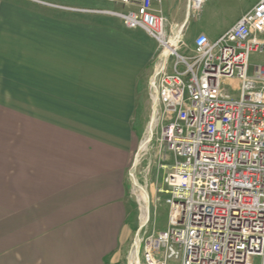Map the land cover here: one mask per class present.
Returning a JSON list of instances; mask_svg holds the SVG:
<instances>
[{"label": "crops", "instance_id": "obj_1", "mask_svg": "<svg viewBox=\"0 0 264 264\" xmlns=\"http://www.w3.org/2000/svg\"><path fill=\"white\" fill-rule=\"evenodd\" d=\"M130 1L0 0V85L8 87L0 88V264H119L129 236L128 146L122 141H34L31 118L26 141H2V131L16 128L11 122L19 113L43 114L51 132L67 112L90 114L91 124L124 128L157 69L156 41L103 14L134 10L137 0ZM153 6L165 17L169 35L182 31L192 16L188 0H160ZM251 6L240 9L214 40ZM196 16L192 32L207 36L195 26ZM77 39L89 44L84 77L82 60L75 66L77 58L70 54L75 49L66 48ZM102 41L109 45L105 52L98 49ZM128 54L137 61L124 59ZM19 80L25 92L12 88Z\"/></svg>", "mask_w": 264, "mask_h": 264}, {"label": "built area", "instance_id": "obj_2", "mask_svg": "<svg viewBox=\"0 0 264 264\" xmlns=\"http://www.w3.org/2000/svg\"><path fill=\"white\" fill-rule=\"evenodd\" d=\"M207 1L188 0L189 12ZM248 1L216 40L197 35L191 56L178 53L180 30L166 35L153 6L160 0L106 12L163 49L149 87L173 156L164 179L168 224L140 245L142 264H264V64L250 71L249 63L264 50V0Z\"/></svg>", "mask_w": 264, "mask_h": 264}, {"label": "rangeland", "instance_id": "obj_3", "mask_svg": "<svg viewBox=\"0 0 264 264\" xmlns=\"http://www.w3.org/2000/svg\"><path fill=\"white\" fill-rule=\"evenodd\" d=\"M250 2L252 1L209 0L204 3L197 13H191L189 24L182 29L178 53L182 56L193 55L192 44L196 34L192 32L191 26L195 20L194 15H197L195 26L199 29H205L209 39L214 40L220 31L234 22L240 9L248 7ZM84 4L85 1L81 5L85 6ZM103 14L113 16L108 13ZM119 23L122 24L120 20ZM166 30H168V23L165 26V33ZM166 35L171 36L168 33ZM152 43L154 45L153 60L158 68L163 63V49L157 42ZM72 45H66V48L72 47L75 49V51L71 49L70 52V54L74 53L73 56L77 58V63L76 61L74 62L75 66L80 65L82 60L83 70H81V77H84L86 76L84 72L86 50L89 48V44L84 40L81 43L77 39V42H73ZM98 49L105 52L109 49V45L106 41H102ZM129 52L134 54L133 51ZM132 54H128L124 59L137 61V56L132 59ZM249 63L250 71H252V67L264 64V50L261 53H251ZM3 66L5 67V65ZM73 71H76L79 75V67H76V70ZM18 78L21 79V76ZM11 84L15 86L12 88L17 92H25V84L22 81L19 80ZM1 85L4 86L2 89L8 88L7 83L1 82ZM145 92L146 95L141 99V105L131 115L130 121H127L126 124L124 123V128H120L118 125L106 128L105 124L101 122L91 124L92 115L67 112L61 115L64 117V122H55L52 125L51 132L47 128L48 123L45 121L46 117L43 114L19 113L15 115L17 122L15 124L11 122L16 128H12L11 131H2V141H26V133H29V127L28 129L26 128L27 119L29 123V118H31L33 120V131H31V134H33L34 141H38L39 138L40 140L43 138V141H122L123 144L128 146L130 154L125 168L124 183L127 187L126 227L129 229V236L122 243L119 264H129L131 261L132 264H134L133 261L142 264L141 246L144 245L146 237L152 233L164 230L168 224V207L165 202L167 186L164 179L170 172L173 156L161 139L162 124L159 113L154 112L149 78L147 79ZM19 100L24 102L26 99L20 98ZM36 101H40V99H35ZM18 109L24 110L25 108L19 107ZM38 109L41 110V108ZM7 116H10V114H7ZM48 133L52 134L49 135ZM6 136L11 138L5 139ZM136 245L139 246V253L137 254L135 252Z\"/></svg>", "mask_w": 264, "mask_h": 264}, {"label": "bare ground", "instance_id": "obj_4", "mask_svg": "<svg viewBox=\"0 0 264 264\" xmlns=\"http://www.w3.org/2000/svg\"><path fill=\"white\" fill-rule=\"evenodd\" d=\"M168 45H171L170 43ZM172 46V45H171Z\"/></svg>", "mask_w": 264, "mask_h": 264}]
</instances>
